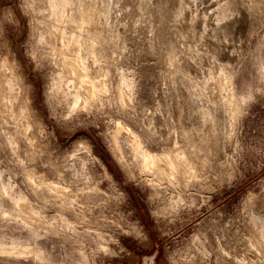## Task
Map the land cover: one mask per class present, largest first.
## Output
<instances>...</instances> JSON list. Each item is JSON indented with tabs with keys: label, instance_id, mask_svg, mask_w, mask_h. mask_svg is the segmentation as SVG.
<instances>
[{
	"label": "rangeland",
	"instance_id": "rangeland-1",
	"mask_svg": "<svg viewBox=\"0 0 264 264\" xmlns=\"http://www.w3.org/2000/svg\"><path fill=\"white\" fill-rule=\"evenodd\" d=\"M75 1L68 87L47 0H0V264H264V0Z\"/></svg>",
	"mask_w": 264,
	"mask_h": 264
},
{
	"label": "bare ground",
	"instance_id": "bare-ground-1",
	"mask_svg": "<svg viewBox=\"0 0 264 264\" xmlns=\"http://www.w3.org/2000/svg\"><path fill=\"white\" fill-rule=\"evenodd\" d=\"M74 1L75 0H47V9L49 10V13L50 15H52V17L54 18V22L55 23V28L56 30H54V32L50 33V35L53 37V39L56 40V43L58 42L60 46L59 48V51H60V55L62 56V61L61 62H64L65 64H69L70 68H73L72 71H75L76 74H74V76H71L70 77V81L68 83V87L70 86L71 87V84H73V80L71 79H81V81H85L86 78L88 76H90V73H89V70H88V67H79L77 66L76 64L78 63V59L74 58L72 61L70 60L71 58H69L68 54H70L71 51H74V50H77V48H81L83 45H88L87 46V49L88 51L90 52H95V49H96V44H97V30L96 29H92L89 25H87L85 22H86V19H89L91 18L92 22H93V15L94 14H91L90 12L88 13H85L84 11H78V14L76 13H72V15L70 17H67L68 15H66V12L67 10L69 9L70 11L73 9V4H74ZM99 1V0H98ZM83 2V1H82ZM89 2V1H88ZM76 3V1H75ZM41 4V3H40ZM89 4V3H88ZM37 5V4H36ZM94 5V4H93ZM90 8V7H89ZM68 10V11H69ZM76 10V9H75ZM82 10V9H81ZM74 11V10H73ZM77 12V11H76ZM71 13V12H70ZM95 21V20H94ZM95 24V22H94ZM47 26V25H46ZM54 26V25H53ZM52 26V27H53ZM67 26H72L73 28H78V29H81L79 31H74L75 33H73V36L71 38V41H70V44L69 46L67 47V49H63V37H65V34H66V28ZM94 26V25H93ZM71 27V29H72ZM42 28V27H41ZM96 28V27H95ZM49 29V28H48ZM47 29V30H48ZM69 29V28H68ZM77 29V30H78ZM46 30V31H47ZM46 31H39L38 30V39L42 42V40L44 41L47 36L45 34ZM51 31V30H50ZM47 33V32H46ZM48 33V34H49ZM84 34V38L85 39H82L81 36H83L82 34ZM72 34V33H71ZM49 35V38L51 39V36ZM47 38V39H49ZM46 39V40H47ZM85 40V41H84ZM92 40L93 41V46L88 42ZM50 41V40H49ZM47 41V42H49ZM61 43H60V42ZM65 42V41H64ZM45 43V42H44ZM98 45V44H97ZM51 46V45H50ZM93 47V48H92ZM78 54V53H77ZM78 57H81L80 55H78ZM59 61V60H58ZM71 62L75 63L74 64H71ZM12 64V63H11ZM14 65V64H13ZM74 67H77L76 69H74ZM15 68V66H14ZM61 69V68H60ZM63 70V69H62ZM62 72V71H60ZM59 72V73H60ZM2 74V73H1ZM63 77V75H61ZM65 77V76H64ZM8 78V77H7ZM22 78V77H21ZM61 78V77H60ZM58 78V79H55V82H54V86L55 88H57L58 92L59 91H63V85L61 83V79ZM19 76H14L13 78H8V85L10 86L9 89L11 90V87L14 86V84L16 83H20L19 80ZM6 80V79H5ZM5 80L3 79H0V90L3 88V86H7V84L4 85V82ZM16 82V83H15ZM20 85V84H19ZM96 87L95 83H93V86L91 85V87L89 85H86V89L85 90H94V88ZM13 88V87H12ZM92 88V89H91ZM4 91V90H2ZM61 91V92H62ZM82 91V89H81ZM9 92V91H8ZM61 92H60V95H61ZM65 92V91H64ZM67 93V92H66ZM65 94V93H64ZM66 95V94H65ZM64 95V96H65ZM80 96H81V92L80 90L79 91H75V102H74V106L75 105H78V101L80 100ZM66 97V96H65ZM28 106V105H27ZM27 108V107H26ZM25 110V109H24ZM20 112V111H19ZM30 117V116H28ZM27 125V124H26ZM121 129H117V136L119 135ZM116 136V137H117ZM12 141V140H11ZM133 143H135V152L141 157L142 159V162H143V165H149L151 164L154 159H156V156L152 155L151 153L147 152V151H144L142 150L141 148V144L137 141H132ZM164 164L165 165H172V161H169L167 159L164 160ZM158 170L160 171V173L163 172V168L162 166H158ZM165 173V172H164ZM19 200V199H18ZM17 200V201H18ZM24 206V205H23ZM24 208V207H23ZM27 209V206L25 205V210ZM33 221V220H32Z\"/></svg>",
	"mask_w": 264,
	"mask_h": 264
}]
</instances>
